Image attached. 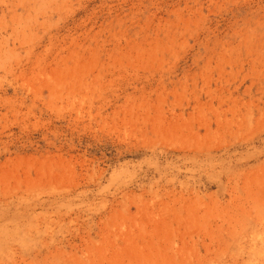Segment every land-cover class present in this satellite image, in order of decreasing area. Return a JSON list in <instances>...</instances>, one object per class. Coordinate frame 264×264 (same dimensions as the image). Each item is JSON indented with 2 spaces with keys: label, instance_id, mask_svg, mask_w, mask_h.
Wrapping results in <instances>:
<instances>
[{
  "label": "rangeland",
  "instance_id": "1",
  "mask_svg": "<svg viewBox=\"0 0 264 264\" xmlns=\"http://www.w3.org/2000/svg\"><path fill=\"white\" fill-rule=\"evenodd\" d=\"M0 264H264V0H0Z\"/></svg>",
  "mask_w": 264,
  "mask_h": 264
}]
</instances>
